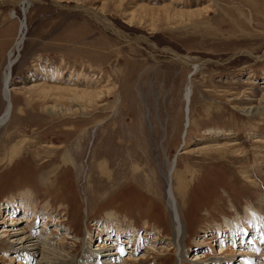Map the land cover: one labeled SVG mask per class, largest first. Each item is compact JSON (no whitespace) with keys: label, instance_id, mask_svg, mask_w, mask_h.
<instances>
[{"label":"rangeland","instance_id":"1","mask_svg":"<svg viewBox=\"0 0 264 264\" xmlns=\"http://www.w3.org/2000/svg\"><path fill=\"white\" fill-rule=\"evenodd\" d=\"M16 1L0 0V117L22 39L0 264H264V0ZM26 239L46 253L25 260Z\"/></svg>","mask_w":264,"mask_h":264},{"label":"bare ground","instance_id":"2","mask_svg":"<svg viewBox=\"0 0 264 264\" xmlns=\"http://www.w3.org/2000/svg\"><path fill=\"white\" fill-rule=\"evenodd\" d=\"M25 1H31V0H22V1H16V2H14V3H20V5H21V3H24ZM4 2V1H3ZM23 5V4H22ZM58 5V4H57ZM82 11L83 12H85V13H87L88 15H90L91 17H93L95 20H97L100 24H102L105 28H107L108 30H110V32H113L115 35H117V36H120V37H122V38H129V37H127V35L121 30V29H119V28H117V26L116 25H114L104 14H102V13H99V12H97L96 10H94V9H91V8H87V7H85V6H83L82 7ZM21 29L23 30V32H22V34H21V37H23L24 36V30L26 29V24H25V22H23L22 23V27H21ZM134 41H136V42H139V40H145V38H140V37H138V38H132ZM22 40V39H21ZM21 40H19L18 41V43L16 44V46H15V49L10 53V56H9V60H8V64H7V66H6V68H5V71H4V75H3V81H4V98H5V101H6V108H5V110H4V113H3V115L0 117V124L7 118V117H11V115H12V112H13V107H12V101L9 99V95H8V82H9V80H11V78H12V69H13V64L15 63V59H16V55H17V53L18 52H20V49H21V43H22V41ZM147 40V39H146ZM255 59V58H254ZM172 60L174 61V62H176V63H180V64H182V65H184V66H189V67H194V68H197V67H200L201 65H203V64H205V63H211L210 61H206V60H202V59H200V58H192V57H189V56H179V55H176V56H174V58H172ZM257 60V59H256ZM190 88L191 87H188L187 88V91H186V100H187V102H188V99H189V101H190V98H191V94H192V92L190 91ZM57 90H59V89H57ZM78 95V94H77ZM76 96V95H75ZM85 96H87V95H85ZM189 96H190V98H189ZM78 98V97H77ZM83 98V97H82ZM88 99V98H87ZM73 101H76V99H73ZM58 107V106H57ZM60 107H62V106H60ZM56 109H58L57 111H59V112H65V111H67V112H73V111H70L69 109H63V108H56ZM55 109V110H56ZM55 110H53V112L55 111ZM255 111V110H254ZM187 112H188V110H187ZM255 114V113H254ZM10 115V116H9ZM189 123H190V120L188 119L187 120V125L189 126ZM133 148V147H132ZM131 150V149H130ZM16 151H18V150H16ZM150 153V152H149ZM148 153V154H149ZM12 154V153H11ZM123 154V153H122ZM129 155V154H128ZM12 156V155H11ZM70 156V155H69ZM148 156V155H147ZM146 156V157H147ZM14 157V156H13ZM131 158V157H130ZM13 159V158H12ZM11 159V160H12ZM70 160V159H69ZM138 160V159H137ZM145 160V159H144ZM53 161V160H52ZM11 162V161H10ZM51 162V161H50ZM52 163V162H51ZM125 163V162H124ZM69 164V163H68ZM152 165V164H151ZM69 166V165H68ZM72 166V165H71ZM174 166H176V165H174ZM69 168V167H68ZM176 168V167H175ZM124 169V168H123ZM59 171V170H58ZM94 171V170H93ZM121 171V170H120ZM124 171V170H123ZM126 171V170H125ZM174 171V170H173ZM125 173V172H124ZM130 173V172H129ZM122 174H123V172H122ZM134 174V173H133ZM102 175V174H101ZM136 175V174H135ZM55 177V176H54ZM125 177V176H124ZM138 177H139V175H138ZM174 177H175V175H174ZM172 178H173V172L172 171H170L169 172V174H168V176H167V184H168V197H167V203H168V205H169V207L170 208H174V205H175V197H174V193H173V185H172V183H173V180H172ZM127 180V179H126ZM45 182V181H44ZM60 183V182H59ZM65 188V187H64ZM125 188V187H124ZM126 189V188H125ZM31 195H33V194H31ZM25 197H29V195L28 196H25ZM24 198V197H23ZM21 207L24 209V207H23V203H22V205H21ZM34 208V207H33ZM256 215V214H255ZM247 216V219L246 220H248L250 223L249 224H251L252 223V219L250 218L251 216L249 215V213L246 215ZM257 216V215H256ZM9 218V215L7 216V219ZM9 220H10V218H9ZM179 220V219H178ZM177 220V223H176V225L180 228L181 227V225H180V223H179V221ZM249 224L248 223H244V226H248V228H249ZM176 230H178V229H176ZM3 232H7V231H3ZM234 235V234H233ZM232 235V236H233ZM29 239H32L31 237L29 238ZM29 239H26V241L27 240H29ZM34 239V238H33ZM106 240H108V238L106 239ZM122 240V239H121ZM118 241H120V239L118 240ZM25 243H27V247L25 246L24 247V245H23V249L22 250H25V251H22V256H24L25 257V260L27 259L28 261H31L32 260V251H36V250H41V253L43 254V253H46L45 251H44V247H42L41 245H39V244H37V243H34L33 241H27V242H25ZM23 244V243H22ZM18 248V247H17ZM19 248H21V247H19ZM47 250V249H46ZM32 252V253H31ZM21 255V254H20ZM48 255V254H47ZM53 257H55V255H53ZM53 259H55V258H53ZM60 259H62V257L60 258ZM61 261H63V260H61ZM60 261V262H61ZM97 263H99V264H106V263H104V262H100V261H97ZM40 264V263H39Z\"/></svg>","mask_w":264,"mask_h":264},{"label":"water","instance_id":"3","mask_svg":"<svg viewBox=\"0 0 264 264\" xmlns=\"http://www.w3.org/2000/svg\"><path fill=\"white\" fill-rule=\"evenodd\" d=\"M190 98V96H189ZM10 99V97H9ZM189 99H188V104H189ZM187 110L189 111V107L187 108ZM10 116V115H9ZM10 120V117H7L1 124H0V130L8 123V121Z\"/></svg>","mask_w":264,"mask_h":264}]
</instances>
